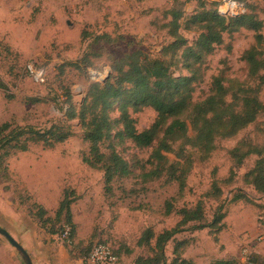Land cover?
Wrapping results in <instances>:
<instances>
[{"label":"rangeland","instance_id":"374dc122","mask_svg":"<svg viewBox=\"0 0 264 264\" xmlns=\"http://www.w3.org/2000/svg\"><path fill=\"white\" fill-rule=\"evenodd\" d=\"M246 2L262 22L261 29L222 35V42L213 45L206 60L202 81L194 88V103L210 94L214 78H221L225 87L235 81L234 89L257 86L242 56L253 48L264 62V0ZM215 8L227 16L243 12L237 0H0V127L7 124L9 130L31 127L45 131L64 125L72 132L54 147L29 143L26 151L4 157L7 173L0 175V206L7 208L15 199L20 204L37 202L52 216L63 192L72 191L78 199L73 213L80 253L85 255L94 245L107 243L117 253L114 264H135L136 259L149 256L146 248L137 245L146 229L158 235L178 224V215H165L166 202L176 209L193 208L201 202L205 225L221 206L225 216L221 231L209 227L193 231L185 226L176 236L177 241L191 243L184 260L187 264L230 260L264 264V195L244 182L258 155L264 161V114L235 137L216 140L217 148L204 158L196 149L183 145L184 157L179 162L184 167L188 158L192 162L181 194L176 184L167 185L162 179L141 184L139 172L112 182L111 193L106 192L102 171L83 162L88 144L78 119H68L70 108L78 112L89 87L108 81L123 56L138 50L150 59H162L163 48L174 40L166 27L172 11L182 14L179 34L191 45L200 31L186 28L187 18ZM259 34L261 39H257ZM171 72L174 77L188 75L180 65ZM258 99L264 103V83ZM118 106L110 113L112 119L118 118ZM129 113L138 132L148 129L156 119L152 108L135 113L129 109ZM114 136L101 145L103 153H109L112 146L129 165L137 166L140 161L149 168L146 161L151 148L139 149ZM237 145L254 151L241 165L230 154ZM3 152L1 149L0 154ZM166 156L176 160L173 154ZM214 185L221 190L218 198L213 197ZM238 191L250 202H232ZM173 246L169 243L166 247L167 263L173 258Z\"/></svg>","mask_w":264,"mask_h":264},{"label":"trees","instance_id":"16d2710c","mask_svg":"<svg viewBox=\"0 0 264 264\" xmlns=\"http://www.w3.org/2000/svg\"><path fill=\"white\" fill-rule=\"evenodd\" d=\"M237 1L243 12L236 16L222 14L218 8L203 9L190 15L185 22L186 28L195 27L200 31L191 45L179 34L182 14L172 11V19L166 27L174 40L163 48L162 59H150L138 50L123 56L117 61L118 66L114 67L113 75L108 81L89 87L78 112L70 108L68 119H78L84 141L88 144V152L83 162L92 169L102 171L106 192L111 193L112 182L139 172L141 184L162 179L167 185L176 184L178 194H181L185 189L192 162L188 157L185 167L179 162L184 157L181 154L183 145L196 149L204 158L217 148L216 140L235 137L253 123L258 115L264 114V103L258 99L260 87L264 83V75L260 74L264 71V62L256 57L253 48L246 51L242 59L247 64L250 77L258 82L255 88L237 86L234 89L235 81L225 87L221 78H214L210 94L200 102L192 101L194 88L202 81L206 60L213 45L222 42V35H231L240 29L257 33L262 27V22L249 9L246 0ZM257 37L261 39L260 34ZM179 65L188 72L187 76H173L172 67ZM116 104H119V115L112 119L110 113ZM146 107L156 112V119L148 129L138 132L129 109L135 113ZM113 133L114 138L119 141L128 140L139 149L151 148V154L146 161L149 168L140 161H137V166L129 165L112 146L109 153H103L100 147ZM71 136L70 128L64 125H55L45 131H34L31 127L9 130L7 124L2 125L0 151L4 149V152L0 154V175L7 173L4 157L6 159L11 152H24L29 143L54 147ZM176 145L178 150H175ZM242 147L237 145L230 152L237 165L243 164L247 156L254 152L250 146L244 145V150ZM167 154H173L176 160L170 161ZM244 182L251 185L257 193L264 195V161L259 155L254 167L245 174ZM213 192V197L218 198L221 190L215 186ZM77 200L72 191L63 192L52 216L37 202L31 205L27 204L28 201H22V205L27 207L28 216L40 228L48 234L57 235L61 241L62 233L68 227L73 250H81V245L75 243L76 226L71 214V205ZM242 200L250 202L242 191L236 192L231 198L232 202ZM220 211L221 206L215 212L213 220L205 225V212L201 202L193 208L178 209L166 202L165 215L175 213L180 221L174 228L158 235H154L149 228L143 231L137 245L146 248L149 256L136 259L135 264H187L183 254L191 243L189 240L177 241L176 236L185 231V226L193 231L206 227L214 229V232L221 231V222L225 216ZM169 243L174 244L171 253L173 258L167 263L166 247ZM103 244L109 246L107 243ZM109 247L117 259L116 251ZM255 262L252 260L247 264ZM214 264L237 262L218 261Z\"/></svg>","mask_w":264,"mask_h":264},{"label":"crops","instance_id":"0c3cea01","mask_svg":"<svg viewBox=\"0 0 264 264\" xmlns=\"http://www.w3.org/2000/svg\"><path fill=\"white\" fill-rule=\"evenodd\" d=\"M74 204L71 205V214L76 226L75 243L81 245L74 221ZM0 215L5 223L2 224L0 221V228L6 230L24 248L32 264H84L82 261L84 255L80 253V250H73L72 247L65 246L57 235L46 233L35 220L28 216L27 207L16 199L7 208L0 206ZM0 264H25L20 254L1 235Z\"/></svg>","mask_w":264,"mask_h":264},{"label":"built area","instance_id":"2783aa9c","mask_svg":"<svg viewBox=\"0 0 264 264\" xmlns=\"http://www.w3.org/2000/svg\"><path fill=\"white\" fill-rule=\"evenodd\" d=\"M29 69L32 72L31 68ZM37 76H39V74ZM39 79L42 80L41 76ZM61 239L66 244V246L69 248L72 247L70 229L68 227L64 229ZM82 261L84 264H114L116 263L117 259L112 254L109 246L103 243H98L83 256Z\"/></svg>","mask_w":264,"mask_h":264},{"label":"water","instance_id":"95a60500","mask_svg":"<svg viewBox=\"0 0 264 264\" xmlns=\"http://www.w3.org/2000/svg\"><path fill=\"white\" fill-rule=\"evenodd\" d=\"M0 235L3 236L10 245L20 254L25 264H32L28 253L24 250V248L17 243L6 230L0 228Z\"/></svg>","mask_w":264,"mask_h":264}]
</instances>
